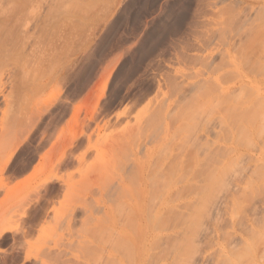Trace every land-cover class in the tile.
I'll return each instance as SVG.
<instances>
[{"label": "rangeland", "instance_id": "1", "mask_svg": "<svg viewBox=\"0 0 264 264\" xmlns=\"http://www.w3.org/2000/svg\"><path fill=\"white\" fill-rule=\"evenodd\" d=\"M41 1L69 23L0 96V264H264V0Z\"/></svg>", "mask_w": 264, "mask_h": 264}, {"label": "bare ground", "instance_id": "2", "mask_svg": "<svg viewBox=\"0 0 264 264\" xmlns=\"http://www.w3.org/2000/svg\"><path fill=\"white\" fill-rule=\"evenodd\" d=\"M63 1V0H62ZM40 2V3H39ZM41 0H6V2H2L1 0H0V96L3 98V100H4V102H5V104H10L11 103V101H9L10 103H8V101H7V98H8V96H7V94H9V92L8 93H5L4 94V91L7 89L6 87H8L7 85L9 84V83H11V81H14L15 79H17V80H15V82H17L18 81V78H17V76H16V74L18 73V72H21V74H22V70H20V69H24L23 71H24V75L22 74V77H21V79H23V76H25V75H28L29 74V72L31 73V71H29V70H31L32 68L34 69V65L33 64H35V63H39V62H43L44 60H45V62L46 61H48V64H49V62H50V64H51V61H52V59H51V61H49L50 60V56H48L47 55V57H46V50L48 51L49 50V44H50V41H51V38H54V37H52L53 36V33H52V36H51V38H50V33L51 32H54V31H51V32H47L46 31V28H43V27H47V26H50V27H52V29H54V28H60V25L63 23H65V24H67V23H69L68 21L66 22L65 20H67V19H60V21H56V22H51V21H49V20H46V21H44L43 23H42V25H39V29L37 28V30H39L40 32H38L37 34L36 33H32L31 31H30V26H29V23H30V21L32 22L33 21V19L34 18H36L33 14H32V10L33 9H37V8H40L39 6H41ZM58 2H59V0H58ZM63 3V2H62ZM40 4V5H39ZM56 5H57V3H55ZM59 5L61 4L60 2L58 3ZM64 4H67V3H64ZM63 5V4H62ZM69 5V4H68ZM58 6V5H57ZM61 6V5H60ZM67 6V5H66ZM70 6V5H69ZM68 6V7H69ZM58 8L60 9V10H63V6H62V8L61 7H59L58 6ZM65 9V8H64ZM72 9V8H71ZM50 10V9H49ZM52 10V9H51ZM50 10V11H51ZM59 11V10H58ZM64 11H66V10H64ZM64 11L62 12V11H60V12H62V13H64ZM72 11V10H71ZM51 12H53V10L51 11ZM48 13H49V11H48ZM54 13V12H53ZM61 13V14H62ZM48 16V15H47ZM49 16H51V15H49ZM48 16V17H49ZM54 17V16H53ZM76 19V18H75ZM52 20V19H51ZM49 21V22H48ZM46 22L48 23V24H46ZM73 26L74 27H72V28H74L75 29V31L76 32H74V33H77L76 34V37H77V42L78 41H82V40H80L81 39V37H80V34H81V32L82 31H80V21L79 22H74L73 21ZM41 26V27H40ZM64 26V25H63ZM50 27H48L49 28V30H50ZM62 27V26H61ZM67 27V26H66ZM43 28V29H42ZM71 28V27H70ZM51 29V30H52ZM73 29V30H74ZM65 30V29H64ZM70 30V29H69ZM56 31V30H55ZM58 31V30H57ZM34 32V31H33ZM36 32V31H35ZM63 32V31H62ZM56 33V32H55ZM71 33V32H70ZM72 35V34H71ZM66 36V35H65ZM68 36V35H67ZM58 37V36H57ZM69 38V37H68ZM74 39V38H73ZM12 42H14L13 44H15V46H13V49L12 50H10V49H8V46H9V44L11 43L12 44ZM80 43V42H79ZM78 43V44H79ZM52 44V43H51ZM50 44V45H51ZM73 44V43H72ZM81 44V43H80ZM79 44V45H80ZM66 45V44H65ZM12 46V45H11ZM59 47V46H58ZM57 48V47H56ZM61 48V47H60ZM59 48V49H60ZM69 48V47H68ZM29 49V50H28ZM27 53H26V52ZM30 52V54H31V58L29 59L28 57L30 56V54H28ZM50 52V51H49ZM72 52V54H73V51H71ZM25 55H24V54ZM56 53H58V52H56ZM61 56L65 53L64 52V50L63 49H61ZM16 54H17V56H16ZM22 54H23V56H25V58H26V60H25V58L22 56ZM45 54V55H44ZM78 54V53H77ZM27 55H28V57H27ZM58 55H60V54H58ZM65 57V56H64ZM23 58H24V60H23ZM57 58V57H56ZM59 58H61V57H59L58 56V59ZM54 60V59H53ZM78 60V59H77ZM77 60H76V62H77ZM41 62V63H42ZM60 62V61H59ZM71 63V62H70ZM75 64V63H74ZM32 66V67H31ZM39 66H43L42 64H40L39 63ZM55 66V65H54ZM60 66V65H59ZM66 66H67V64H66ZM45 67V66H44ZM49 67H51V66H49ZM19 68V69H18ZM52 68V67H51ZM32 69V71H34ZM44 69V68H43ZM42 69V70H43ZM46 69V68H45ZM49 70H51L50 68H48ZM19 70V71H18ZM60 70V69H59ZM16 71H18L17 73H16ZM37 72H39V71H37ZM36 72V75H34L33 73H31V75L33 74V77L31 76V78H32V80H30L31 78H30V76L28 75V77L26 76V78L25 79H23V81H21L22 83L24 82H26L25 84H35V83H37V82H35V81H37V80H39V79H42V75H41V73H43V72H40V75L39 76H37V73ZM46 72H48V71H46ZM56 72V71H55ZM48 74V73H47ZM46 75V74H45ZM16 76V77H15ZM37 76V77H36ZM53 76V75H52ZM4 78H6V80L5 81H3V79ZM13 78H15L14 80H13ZM30 78V79H29ZM21 79H19V81L21 80ZM26 79H29V80H26ZM25 80V81H24ZM52 80H54V79H52ZM27 81H32V83H27ZM33 82H35V83H33ZM39 82V81H38ZM19 83V82H18ZM19 85V84H18ZM21 85V84H20ZM20 85H19V87H20ZM22 87V86H21ZM11 93V92H10ZM9 96H11V95H9ZM10 98V97H9ZM11 99V98H10ZM9 99V100H10ZM12 105V104H11ZM14 106V105H13ZM12 107V106H11ZM78 107H80V106H77V107H74L75 109L73 110L74 111V115H73V120H74V124H73V126H72V132H70L71 134L70 135H72V137H70V138H73L74 139V141L76 142V143H78V144H80V135H81V127H80V121L81 120H79L80 119V117H79V112H80V110H79V108ZM13 108V107H12ZM16 109H18V106H17V108ZM10 110V109H9ZM8 110V111H9ZM14 113V112H13ZM2 116H1V118H0V129H1V132L3 133V134H5V133H7V131H9V129H7V131H6V129L5 128H7V127H5L4 128V125H3V123L6 121L5 119H4V116H5V118H7V112H5V111H3L2 113ZM6 114V115H5ZM17 114V113H16ZM12 115V114H11ZM11 115H9V116H11ZM13 117H14V115H13ZM10 119V122L11 121H15V120H17L16 118H12V116L11 117H8V120ZM3 120H5V121H3ZM6 121V123H10L9 121ZM17 121H20L19 119L17 120ZM16 121V122H17ZM21 122H23V121H20V123ZM13 123H15V122H12V124ZM17 123H19V122H17ZM5 124V123H4ZM12 124L10 123L9 125H11V127H12ZM22 124V123H21ZM8 126V125H7ZM14 126V125H13ZM66 129H64V131H65ZM6 131V132H5ZM21 131V130H20ZM19 131V132H20ZM5 132V133H4ZM22 132V131H21ZM58 133H60V131L58 132ZM19 134H21V133H16V134H14V135H12L11 137H8L7 139H6V141H4V144L2 143L1 144V146H0V155H1V170H5V167H7V165H9V164H14L15 163V161H16V158H17V153H16V151H17V148H16V146H17V139H19L18 137H19ZM67 133H65V135H66ZM63 136H61V134H60V136L59 135H57V137L59 136L60 137V140H59V137H58V143L56 144V145H58L59 147H57L58 148V151L57 150H55V149H57V148H55L54 150L57 152V154H58V156H57V154L55 155V156H57V160H64L63 158H65L64 157V155L66 154V152H65V148L67 147L65 144V141L67 142V140H65V138H66V136L64 137V134H62ZM47 137V136H46ZM50 141V140H49ZM44 142V141H43ZM71 142H72V140H71ZM74 143V142H73ZM55 145V144H54ZM69 145V144H68ZM53 146V145H52ZM65 146V147H64ZM55 152V153H56ZM3 153V154H2ZM54 153V152H53ZM78 154V153H77ZM81 155V154H80ZM66 156V155H65ZM77 156V155H76ZM78 157V156H77ZM79 158V157H78ZM66 160V159H65ZM57 162L58 164H60V162ZM63 162V161H62ZM15 170V169H14ZM15 199V198H14ZM4 217V218H3ZM3 219H5L6 221L8 220V221H14V214H12L10 217H8V218H5V215H1L0 216V236L2 235V237H3V232H7V230H15V228L13 227V226H9V227H1L3 224L2 223H4V221H3ZM2 224V225H1ZM1 238V237H0ZM252 240H254V237L252 238ZM254 242V241H253ZM255 244V243H254ZM248 246H250V245H248ZM247 247V246H246ZM248 248V247H247ZM246 248V249H247ZM242 250V249H241ZM248 250H249V248H248ZM237 251V250H236ZM243 251L245 252L246 250H244L243 249ZM244 252H243V254H244ZM246 252H248V251H246ZM245 252V253H246ZM229 253H231V252H229ZM238 253H241L242 254V252H236V254L238 255ZM249 253V252H248ZM232 255H233V252H232ZM236 255V256H237ZM247 255V254H246ZM245 255V256H246ZM234 256V255H233ZM248 256V255H247ZM235 257V256H234ZM238 257V256H237ZM241 258V257H240ZM239 258V259H240ZM244 258V257H243ZM242 258V259H243ZM249 258V257H248ZM239 259H237V260H239ZM236 263V262H235Z\"/></svg>", "mask_w": 264, "mask_h": 264}]
</instances>
